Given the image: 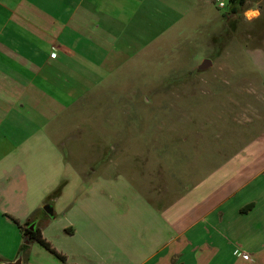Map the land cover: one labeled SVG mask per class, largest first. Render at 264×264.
I'll return each instance as SVG.
<instances>
[{
  "label": "crops",
  "instance_id": "crops-1",
  "mask_svg": "<svg viewBox=\"0 0 264 264\" xmlns=\"http://www.w3.org/2000/svg\"><path fill=\"white\" fill-rule=\"evenodd\" d=\"M250 2L246 10L261 13L247 21L252 24L262 20L264 0ZM225 9L216 0H0V264L19 257L22 264H264V76H258L264 35L244 38L248 45L233 53L215 48L211 54V67L219 58L220 71L231 73L252 56L257 79L248 90L257 104L252 100L249 111L250 102L235 98L232 106L249 112L245 117L259 128L248 152L243 147L220 161L200 184L173 188L155 161L128 178L129 165L113 160L120 142L105 145L88 123L113 121L109 112L131 118L124 96L129 73L164 52L191 48L217 22L220 27L206 30L210 40L236 20L224 17ZM183 21L188 26L161 39ZM229 34L225 29L218 45ZM155 118L161 126L162 116ZM235 118L224 114L226 130ZM89 132L97 137L89 142L96 158L79 164L68 147L76 151ZM245 153L254 156L241 165ZM62 182L61 196L48 200ZM122 184L125 194L117 192ZM46 202L53 216L43 209ZM28 224L64 260L36 241L27 244L22 228Z\"/></svg>",
  "mask_w": 264,
  "mask_h": 264
},
{
  "label": "rangeland",
  "instance_id": "rangeland-1",
  "mask_svg": "<svg viewBox=\"0 0 264 264\" xmlns=\"http://www.w3.org/2000/svg\"><path fill=\"white\" fill-rule=\"evenodd\" d=\"M223 1L228 6L229 0ZM249 1L251 2L248 6H252L251 3H257L259 0ZM246 9L244 7L234 17L237 20L234 30L230 27L231 20L226 21L227 26L224 25V30L226 29L230 34L223 35L222 38L225 37V39L221 41V44L214 43L212 36L221 37L223 28L212 34L210 40L206 39L208 33L206 30L220 27V25L216 26L217 22H215L206 27V30L200 31L194 42H190L191 48L186 46L179 51H174L188 53L187 56L164 52L162 57L150 61L145 69L141 66V72L129 73L126 81L128 88L124 96L128 97L127 104L130 105L131 118L116 115L117 112H109L114 115L113 121L100 117L88 122L94 127L96 134L101 132L100 142L103 141L105 145L109 143L111 145L116 140L120 142L113 160L129 165L130 169L126 171L128 178H135L137 172L141 171L140 167H143L147 161L149 163L155 161L158 165L157 171H161L165 177L168 176L167 181L173 184V188L178 185H180L178 188L196 186L210 177L220 161H228L227 157L229 160L236 157L241 153V148L255 143L252 135L259 128L255 125L257 120L255 121L254 118L252 121L248 118L249 112L240 111L232 106L235 98L242 102H250L248 109H251L252 100L253 105L257 104L256 97L252 96L253 89L248 90L250 84H256L257 79L250 68L252 56L249 57V63L246 57L242 58L241 63H237L238 73L220 71L219 58H214L213 67L199 70V66L205 59H213L211 54L215 48L216 50L230 48L228 51L233 53L247 44L244 38L248 41L251 36L263 37L264 15L262 20L251 24L244 17ZM222 13H227V10H222ZM183 25L188 26V21H183L173 29L169 28L167 35H163L161 39H170L168 34H172ZM163 27L165 29L168 26ZM203 48L205 55H203ZM230 59L231 57L228 60ZM253 70L256 72L257 68L253 67ZM258 74L259 77L264 76V73ZM122 112L123 109L118 111V113ZM222 112L232 118L237 116L236 121L229 122L233 126L232 130L224 128ZM113 115L109 116V119ZM157 115L162 116L161 126H159L160 121L154 119ZM210 124L218 127L209 128ZM219 126H221L220 130ZM122 130L128 132L124 134ZM86 133L78 139L76 151L73 150V146L68 147L70 151L76 153L74 155H77V161L96 158L93 153L96 145H90L89 142H97V137L91 139V132ZM64 141L67 147L70 141L67 139ZM246 148L242 151L248 152L249 147ZM224 156L226 158L223 160ZM251 156L254 155L250 153L244 155L241 165L248 163ZM153 164L154 162L152 166ZM223 174L225 175L226 172ZM138 181L139 185L138 183L136 185L143 191L144 183L140 182V179ZM88 186L90 187V184ZM123 186V184L119 185L117 192H124V194L128 192V189ZM94 188L98 190L99 186L95 184ZM201 192H206L204 187ZM33 203L34 200L31 201V204ZM46 203L45 206L49 205V202ZM180 208L182 209L183 205H180ZM33 217L35 223L37 219Z\"/></svg>",
  "mask_w": 264,
  "mask_h": 264
},
{
  "label": "trees",
  "instance_id": "trees-1",
  "mask_svg": "<svg viewBox=\"0 0 264 264\" xmlns=\"http://www.w3.org/2000/svg\"><path fill=\"white\" fill-rule=\"evenodd\" d=\"M246 1L247 0H229V3H228L229 12L224 17H226V18L230 17L229 19H231V16L238 15L240 10L244 9ZM230 22H231L230 27L234 30L236 28L237 20H233L232 19ZM226 33H228V32L226 31ZM212 39H213L214 43H218L219 40H220V37L219 36H214ZM64 187H65V183L62 182L56 188V190H54V192L52 194H50V196L48 197V200H52V199H56V198L60 197ZM30 225L31 224H28L26 228H22V232H23L25 241H29V243L32 242V241H36V242L40 243L42 246H44L45 248H47L48 250H50L58 258H60L61 260H64V258L60 254L55 252L51 248V246L44 240V238L42 237L40 231L37 228H35V230H30ZM26 248H27V245L24 244L22 246L21 251H25Z\"/></svg>",
  "mask_w": 264,
  "mask_h": 264
},
{
  "label": "water",
  "instance_id": "water-1",
  "mask_svg": "<svg viewBox=\"0 0 264 264\" xmlns=\"http://www.w3.org/2000/svg\"><path fill=\"white\" fill-rule=\"evenodd\" d=\"M212 65H213L212 60L207 58L199 66V70H204V69L210 68ZM44 210L47 213H49L50 215L53 216L54 211H53V208L50 205H46L44 207ZM34 229H35V226L34 225L30 226V230H34ZM26 242H27V244L29 243V241H26ZM22 262H23L22 257H19L16 261H14V262H8L7 264H22Z\"/></svg>",
  "mask_w": 264,
  "mask_h": 264
},
{
  "label": "clouds",
  "instance_id": "clouds-1",
  "mask_svg": "<svg viewBox=\"0 0 264 264\" xmlns=\"http://www.w3.org/2000/svg\"><path fill=\"white\" fill-rule=\"evenodd\" d=\"M221 7L224 6L223 0H221ZM261 15L258 9H248L244 12V17L247 21L251 22L252 20L259 18Z\"/></svg>",
  "mask_w": 264,
  "mask_h": 264
},
{
  "label": "built area",
  "instance_id": "built-area-1",
  "mask_svg": "<svg viewBox=\"0 0 264 264\" xmlns=\"http://www.w3.org/2000/svg\"><path fill=\"white\" fill-rule=\"evenodd\" d=\"M216 3L218 4L219 8H222V9L226 8V6H227V5L225 4V2L223 1L224 6L221 7V6H220V5H221V0H216Z\"/></svg>",
  "mask_w": 264,
  "mask_h": 264
}]
</instances>
